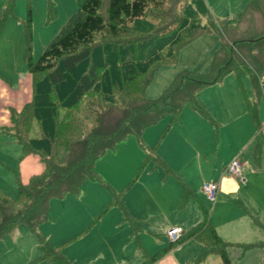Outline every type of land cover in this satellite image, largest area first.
Returning a JSON list of instances; mask_svg holds the SVG:
<instances>
[{
  "label": "trees",
  "instance_id": "16d2710c",
  "mask_svg": "<svg viewBox=\"0 0 264 264\" xmlns=\"http://www.w3.org/2000/svg\"><path fill=\"white\" fill-rule=\"evenodd\" d=\"M14 2L6 0L0 12V31L12 13ZM182 2V14H177L163 28H155L148 17L153 11L163 12L166 0H107L105 7L102 0H83L35 60L31 54V12L28 8L24 21V61L31 75V98L13 123L17 128L15 135L21 145V155H38L44 168L30 175L26 182L21 181L16 172L17 192L14 196L0 191V241L14 227L22 225L37 239L40 254L32 262L46 259L53 264H73L62 252L61 245H51L39 230L49 216L50 200L77 194L85 178L98 180L110 193L107 206L118 207L131 221L132 215L123 196L136 176L116 190L99 178L94 170L95 162L128 135H134L145 153L141 165L152 160L153 168L160 166L165 172L175 174L157 152L160 140L178 121L186 104L213 122L217 129V123L198 103L196 93L219 82L230 72L238 78L245 72L251 73L256 97L251 100L243 95V102L257 131L252 140L251 155L254 160L259 159L264 135L256 103L262 96L258 85L259 77L264 76V35L241 38L236 32L230 33L215 51L207 71L182 70L156 97L148 98L144 94L155 68L174 62L181 45L202 33L217 32L215 20L203 0ZM251 2L239 15V21L241 16L244 19L247 15ZM190 19L195 22L190 24ZM223 21L224 24L220 23L223 32L234 27L235 22ZM132 29L137 35L128 37ZM190 29L191 36L181 42ZM176 42L181 43L174 48ZM166 54L168 56H164ZM113 107L118 108V115L107 122L104 116ZM164 116L169 117V123L157 142L153 146L143 145V130ZM33 121L38 126L35 137L30 136ZM182 188L184 198L194 196L185 183ZM202 210V221L139 264L152 263L191 238L200 243L194 263L214 252L222 264H234L226 251L230 243L219 236L204 205ZM240 246L243 250L264 249V240ZM261 264H264V255Z\"/></svg>",
  "mask_w": 264,
  "mask_h": 264
},
{
  "label": "rangeland",
  "instance_id": "374dc122",
  "mask_svg": "<svg viewBox=\"0 0 264 264\" xmlns=\"http://www.w3.org/2000/svg\"><path fill=\"white\" fill-rule=\"evenodd\" d=\"M82 1L15 0L12 13L7 16L0 31V77L4 76L8 81L13 82L17 76L27 72L24 61V21L27 17L28 8L31 12V54L35 60L70 16L78 10ZM182 1L166 0L163 12L157 14V11H153L152 16L148 17L150 22H152V26L155 28L162 26L163 28V25L174 19L177 14L180 15L184 6ZM192 1L187 0V3ZM203 1L209 14L215 20L217 32L197 35L177 49V57L174 62L156 67L150 82L145 87L144 94L146 97H156L170 84L176 74L182 70L193 72L207 71L215 51L223 41L228 39L227 36L230 33L236 32V35L241 36V38H255L264 35V0H252V2L251 0ZM5 2L6 0H0V12L4 8ZM102 2L103 7H105L107 0H102ZM250 2L251 6L247 15L244 19L241 16L240 22L238 17L243 14V9L246 6L248 7ZM226 19L231 23L235 22V24L233 25L234 27L223 32L220 23L224 24L225 21L223 20ZM192 22H195V20L190 19L189 23L191 24ZM191 31L190 29L189 35L185 34L186 36L181 39V42L191 36ZM195 31L196 29L193 32ZM135 35L137 34L132 29L128 37ZM181 42L174 43L173 47L177 48ZM164 56H168V54ZM258 86L260 89V85ZM199 94H201V100L203 101L218 98L219 101L222 99L223 104L229 105V107H227L228 109L223 108L222 105L212 107L216 113V116L213 115V112L212 114L210 113L212 119L217 122L218 133L216 136L214 135L216 133L215 127L206 119V121H202V128L200 129L199 125L197 127L189 124V116H193L191 114L184 115V121L180 120V115L190 106L186 104L183 107L178 118L181 124H172L159 142L160 146L165 149L172 159V162H167L171 171L175 174L165 172L160 166L153 168L152 160H148L141 165L144 158V150L138 144L134 135H128L123 141L116 144L113 149L107 150L95 162L94 170L104 183L110 184L115 189L124 187L136 176V179L131 183L125 192L126 194H124L144 214L145 221L151 225H159V227L164 226L168 220H172L173 223H180L182 220L178 219H183L182 216L194 208L185 207L189 205L190 201L191 203L196 201L195 197H192V199L190 197L187 199L183 198L182 183H185L199 197V208L200 203L206 206L208 216L214 225L219 227L218 232L220 235L228 237L234 233H239V228L233 227L232 223L229 224L230 215L234 219L238 216L236 206L224 204L221 199H217L218 201L220 200L218 205H215V202L206 200L200 190V184L211 179H219L223 167H227L228 161L235 154L236 149L242 147L233 159L238 157L245 160L247 163L246 167L250 168L251 165L254 169L253 171L256 172L254 174L246 172L245 177L249 181L248 183L246 181L242 182L243 191L245 190L246 192L244 194V196L246 195V198H244L245 203L250 211H257L253 207L255 205L261 207L260 211L264 210V200L263 198L260 199V190L264 191V146L260 152L259 159L254 160L251 157L250 147L244 146L246 144H244L243 125H241L246 122V126L254 134L253 126L245 113L243 103V95L251 100H255L256 97L252 86L251 73L250 71L245 72L240 78L236 77L232 72L226 74L216 84L214 83L207 89L197 91L196 99L198 103ZM207 102H210V100H207ZM256 104L261 123L260 127L264 135L263 94L259 96ZM210 111L212 110L208 109V112ZM117 115L118 108H110L104 116V120L107 122L108 120L113 121ZM168 123L169 117L164 116L156 123L147 126L142 132L141 143L145 146H153ZM194 130L196 131L193 132ZM37 132L38 126L34 122L30 136H37ZM11 146L12 144H9L0 152V191L9 196L16 194L13 172L5 168V165L7 167L15 163L12 157H15V152L12 151L13 148ZM157 152L159 154V149ZM40 162L36 161L33 163L41 164ZM4 173H7L8 176H3ZM243 191L240 194L242 196ZM109 195L108 189L101 182L85 178L77 194H67L61 200H50L49 216L44 223L53 230L63 232L66 231L65 228L67 226L73 225V220L75 219L77 231L74 238H71L70 243L73 242L72 250L74 255L80 259H84V257L90 259L95 254L96 249L93 250L91 249L92 246H90L91 242H94L98 245L97 247L102 249L101 253L105 256V258L94 262V264L100 262V264H115V260L116 264H122L123 262L137 264L143 259L140 253L141 247L138 246L139 243L136 241L130 224L123 220L122 213L118 207L106 205ZM143 196L145 200L142 199ZM139 199L144 201L142 205L138 204ZM104 210L105 212H103ZM110 229L117 230V232L114 234L116 236L114 239H111L113 235L107 234V238L112 242L108 246L99 238V233L102 230ZM87 230L90 231V234L85 238L84 234ZM140 237L141 246L148 252L156 251L168 243L165 230H161L155 235L150 231L141 230ZM12 241L32 246L33 242L36 244L37 239L33 233L26 232L24 226L18 225L0 242L2 245H7ZM194 244L197 247L193 249ZM230 246H228V249H230L229 254L232 261H235L236 264L256 263V260L251 257V253L243 261H239L237 256L240 250ZM199 247L200 244L197 242L189 241L179 247V249H190V251H195L196 253ZM170 263V258H167L161 261L160 264ZM194 264L222 263L216 253L210 252L203 260Z\"/></svg>",
  "mask_w": 264,
  "mask_h": 264
},
{
  "label": "crops",
  "instance_id": "0c3cea01",
  "mask_svg": "<svg viewBox=\"0 0 264 264\" xmlns=\"http://www.w3.org/2000/svg\"><path fill=\"white\" fill-rule=\"evenodd\" d=\"M22 74L23 75L17 76L13 82L8 81L4 76L0 77V152L5 147H7L9 144H12V146H11L13 148L12 151L15 152V157L14 156H12V157H13L15 163H14V165L10 164V166H7V167L5 165V168L8 171L9 170L12 171L13 176L17 172L21 178V181L26 182L30 175L41 172L44 168V165H43L42 161L39 159V156L36 154H28L25 156L21 155V151H22L21 145H20V143L17 140L16 135H15V131H17V128L14 125L13 120L16 119L17 113H19L23 109L25 104L31 98V75L28 73V71L25 73H22ZM211 85H213V84H211ZM209 86L210 85H207V86L203 87L202 89H207ZM201 98H202L201 94H199V104L201 106H203L207 110V112H208V109L212 110V111L208 112L209 115H210V113L212 114V112H213V115L216 116L215 111H213V109H212V107H214L216 105H222V107L225 109H228L227 107H229V105L226 106L223 104L222 99H220V101L218 98L207 99V100H210V102H207V100L203 101V100H201ZM218 101H219V104H218ZM244 108H245V106H244ZM186 109H188V110H186ZM186 109L183 111L185 114L182 113L180 115L181 116L180 120L184 121V115L191 114L193 116H189V119H188L189 124H193L194 126H197V127L199 125V129H200V128H202V121L207 120L209 123H212L216 129V126L214 125V123L209 121L208 119L204 118L199 112H197L196 110H194L191 107H188ZM245 113H246L247 117L249 118L246 110H245ZM211 118H212V116H211ZM180 120H178L177 122H175L173 124H181V123H179ZM249 121H250V118H249ZM33 123H34V121H33ZM250 124L253 126L251 121H250ZM241 125H243L242 135H243V138L245 140L244 144H246L244 146L250 147V149H251L252 140H253L257 131H256L255 127L253 126V129H254V134H253V132H251L249 130L248 126H246V122H244ZM195 131L196 130H194L193 132H195ZM217 133H218V128L216 129V133H214V135L216 136ZM37 134H38V132H37ZM241 148L242 147H239L238 149H236L235 154L237 152H239L241 150ZM158 149H159V156L163 160H165L166 162L168 161L169 163L172 162V159L170 158L169 154L165 151V149L162 146H160V144L157 147V150ZM235 154L232 155L231 158L229 157L230 158L228 161L229 163L231 162V160L233 159ZM241 160L243 162V169H242V173L240 176H231L226 171V166H224L223 170L219 176V179L209 180V181L215 180V181L221 182L220 190L217 194L216 199L213 201V203L215 202L214 203L215 205H218L220 203V200L218 201L217 199H221V201L224 204L227 203V205L232 204L233 206H236L238 216H236L234 219L233 216L230 215L229 224L232 223L233 227L239 228L238 229L239 233H234L233 235H230L228 237L227 236L223 237L218 232L219 227L214 225L213 221L210 219L209 216H208V218H209L210 222L213 224V226L215 227L219 236L224 241L229 242L231 245V246L229 245L230 247L238 248L240 250V252L238 253V256H237V259L239 261H243L247 257V255L249 253H251L250 254L251 257L256 260L255 264H261V259L264 255V249L263 248L252 247V248H248L246 250H243L242 247L240 246V244H242V243L248 244V243L264 240V210L260 211L259 209L261 207L255 205L253 207L257 211H250L248 209V206L246 205L245 199H244V198H246V195L244 196V194H246V192H245V190L243 191V188H242V182L246 181V183H248V181H249V180H246V177H245L246 172H250V173L252 172L251 174H254L256 172L253 171L254 169L251 167V165H250V168H247L246 167V164H247L246 161L243 159H241ZM249 160H250V158H249ZM36 161H38V162L41 161L40 162L41 164L33 163ZM32 163H33V165H31ZM3 176H8V174L4 173ZM203 183L200 184V186H201L200 190L202 193H203V191H202ZM187 186L191 189V187L189 185H187ZM14 188H16L15 191L17 192V186H15ZM116 190H119V189H116ZM191 191L193 192L194 196H190V198L192 199V197H195L197 202L195 200L194 201L197 204L193 201L191 203V201H190L189 205H186L185 207H191V208L194 207V208H192V210L190 212L184 214V216H182L183 219H178L180 221L182 220L181 222L179 221L180 223H175V222L173 223L172 220H168L165 223V225L161 226V227H159V225H151L150 223L145 221L144 220V218H145L144 214L138 210V208L136 207V205L134 203H131L129 201V197L125 195L126 193L124 194L125 197L123 196V201H124L125 206L127 207L128 211H129V213L132 215L131 221L127 220L125 218V216L123 215L122 211L119 208L118 209L122 213L123 220L127 221L130 224L132 232H133L134 236L136 237V241L139 243L138 246L141 247L140 253H141L143 259L141 261H139V263L144 261L145 259H148L151 254L155 253L156 251L160 250L161 248H163L165 246L164 245V246L160 247L156 251H153V252L149 251L148 252V250L144 249L140 244L141 243V237H140L141 230L142 231L143 230L150 231V232H152L153 235H155L156 233H158L161 230L167 231L168 229H170L172 227L180 226L183 229V231H186V230L192 228L193 226H195L196 224H198L200 221L203 220L204 213L202 210V205H204V204L203 203H202V205L200 204V208H199V197L197 196V194L192 189H191ZM242 191H243V193H242L243 196L240 195ZM260 194H261L260 199L263 198V200H264V191L260 190ZM204 197L206 200H208L205 195H204ZM63 198H61V199H63ZM110 198H111V196L109 195L108 202L110 201ZM183 198H184V196H183ZM187 198H189V197H187ZM187 198H184V199H187ZM61 199H58V200H61ZM105 199H107V197H105ZM142 199L145 200L144 196L142 197ZM108 202L106 203V205L108 204ZM143 202L144 201L139 199L138 204L142 205ZM205 208H206V206H205ZM214 208H215V206H214ZM199 211H200V214H199ZM73 222H74L73 225L67 226L65 228L66 231H63V232H58L57 230H53L50 227H48L45 223L40 225L41 228L39 226V230L42 232V234L44 236L47 237V239L51 243V245H53V246H60L61 245L62 252L65 254V256L68 259H70L72 261L73 264H81V263L82 264H94V262L100 261V259L105 258L104 254L101 253L102 249L97 247L98 245L95 244L94 242H91L90 246H92L91 249H93V250L96 249V250H95V254L90 259H87L86 257H84V259H80L78 256L74 255V252L72 250L73 242L72 243H70V242H71V238H74V235H75V232L77 231V228H76V223H75L76 220L74 219ZM114 229H116V228H114ZM114 229L113 230L112 229L102 230L99 233V238L102 241H104L108 246L112 242H110L109 238H107V234L113 235V237L111 239L116 238V236L114 234H116L117 230H114ZM27 231L30 232L26 228V232ZM234 231H235V229H234ZM86 232L84 234L85 238L88 237V235L90 234V231H88L87 233ZM235 232H237V231H235ZM189 241H195L198 244H200L197 240H195L193 238L188 239V240L184 241L183 243L177 245L176 247H174L173 249H171L170 251L163 254L158 259H156L155 261H153L152 263H149V264H160L161 261H163L167 258H170V262H171L170 264H194L193 261H194L195 257L197 256V253H198L200 247H199L198 251L196 250L197 251L196 253H195V251H190V249L189 250L188 249L187 250L179 249V247H181L182 245H184L186 242H189ZM194 245L195 246L192 247L193 249L195 247H197L196 244H194ZM229 250L230 249H228V247H227L226 251H227L228 257L232 261V258L230 257V254H229ZM179 251H181V252L179 255H177V253H179ZM39 254H40V251H39V248L37 245V241H36V244H35V242H33L32 246L31 245L28 246V244H23V243H18V242H13V241L7 245L6 244L2 245L0 242V264H53L52 262H49L46 259L36 260V261L32 262L33 259H35ZM194 254H196L195 257H193ZM233 262L235 263V261H233ZM100 263H98V264H100ZM123 263L133 264L131 262H123ZM139 263H137V264H139ZM115 264H116V260H115Z\"/></svg>",
  "mask_w": 264,
  "mask_h": 264
},
{
  "label": "built area",
  "instance_id": "2783aa9c",
  "mask_svg": "<svg viewBox=\"0 0 264 264\" xmlns=\"http://www.w3.org/2000/svg\"><path fill=\"white\" fill-rule=\"evenodd\" d=\"M259 85H260V90L262 94L264 95V76L259 77ZM242 169H243V162L238 157L231 160V162L226 167V171L231 176H240L242 173ZM220 187H221L220 181H215V180L206 181L202 185V191L204 195L206 196V198L209 201L213 202L217 197ZM182 233H183V230L179 226H175V227L168 229L166 231L168 242L176 241L181 236ZM123 264H127V263H123Z\"/></svg>",
  "mask_w": 264,
  "mask_h": 264
}]
</instances>
